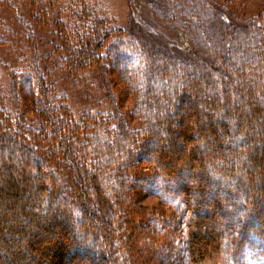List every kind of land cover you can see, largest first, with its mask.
I'll list each match as a JSON object with an SVG mask.
<instances>
[{
  "label": "trees",
  "instance_id": "obj_1",
  "mask_svg": "<svg viewBox=\"0 0 264 264\" xmlns=\"http://www.w3.org/2000/svg\"><path fill=\"white\" fill-rule=\"evenodd\" d=\"M29 1L53 20L59 61L115 73L140 124L115 103L75 119L36 58L33 73L9 70L8 89L0 76V264H127V233L151 221L136 189L174 210L181 264H264V13L145 0L165 30L187 39L177 56L109 27L102 6L68 4L93 19L81 33Z\"/></svg>",
  "mask_w": 264,
  "mask_h": 264
},
{
  "label": "rangeland",
  "instance_id": "obj_2",
  "mask_svg": "<svg viewBox=\"0 0 264 264\" xmlns=\"http://www.w3.org/2000/svg\"><path fill=\"white\" fill-rule=\"evenodd\" d=\"M212 1L225 5L230 14L239 18L259 17L264 13V0ZM35 2L16 0L10 7L0 0V76L6 89L9 70L32 72L36 58L39 70L47 82L52 84L54 93L64 96L75 119L84 113H108L115 103L120 112L129 117L131 126H139L138 117L130 118L135 99L115 73L101 74L99 66H86L71 72L63 58L59 61L63 57L60 49L64 46L56 36L57 28L52 19L46 20L45 13ZM77 2L42 0L44 9L51 11L52 17L63 20L70 27H77L82 33L91 29L93 19L86 11L80 16H73L68 4L76 5ZM93 5L102 6L106 10L103 14L97 11V15L105 18L109 27L126 30L151 47L167 50L177 56H183L190 50L185 36L165 30L148 11L145 0H84L83 5L78 2L76 8ZM72 35L70 33L68 37L71 40L70 46L79 45V41ZM35 39L38 40L36 47ZM110 41L111 38L104 43V50ZM37 50L42 55H35ZM22 110L26 112L29 122L36 125L30 109L24 107ZM136 192L138 204L144 208L146 218L151 221L147 223L148 226L142 224L137 234L132 230L127 231L123 241L125 248L120 257H126L127 264H181L182 233L174 223L169 222L175 214L174 210L161 198L142 193L139 189ZM117 216L123 217V214L118 213Z\"/></svg>",
  "mask_w": 264,
  "mask_h": 264
}]
</instances>
